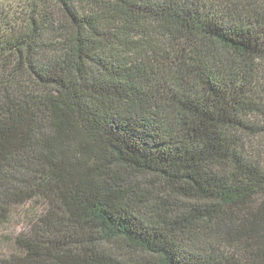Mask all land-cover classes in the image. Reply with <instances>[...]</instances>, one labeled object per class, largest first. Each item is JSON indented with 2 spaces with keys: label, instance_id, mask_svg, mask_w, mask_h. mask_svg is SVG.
<instances>
[{
  "label": "trees",
  "instance_id": "trees-1",
  "mask_svg": "<svg viewBox=\"0 0 264 264\" xmlns=\"http://www.w3.org/2000/svg\"><path fill=\"white\" fill-rule=\"evenodd\" d=\"M264 0H0V264H264Z\"/></svg>",
  "mask_w": 264,
  "mask_h": 264
},
{
  "label": "rangeland",
  "instance_id": "rangeland-1",
  "mask_svg": "<svg viewBox=\"0 0 264 264\" xmlns=\"http://www.w3.org/2000/svg\"><path fill=\"white\" fill-rule=\"evenodd\" d=\"M21 0H9L11 5H19ZM248 145H253V149L264 148V135H256L249 137ZM45 207V201L37 200L31 204L19 206L13 212L11 220L0 225V254H9L14 250L12 240L28 231L31 228V224L36 221L35 213L42 212Z\"/></svg>",
  "mask_w": 264,
  "mask_h": 264
}]
</instances>
